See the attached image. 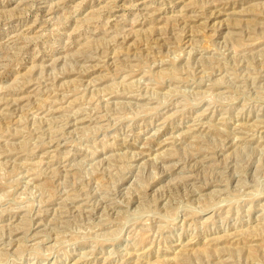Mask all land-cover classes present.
I'll list each match as a JSON object with an SVG mask.
<instances>
[{
    "label": "rangeland",
    "instance_id": "374dc122",
    "mask_svg": "<svg viewBox=\"0 0 264 264\" xmlns=\"http://www.w3.org/2000/svg\"><path fill=\"white\" fill-rule=\"evenodd\" d=\"M0 264H264V0H0Z\"/></svg>",
    "mask_w": 264,
    "mask_h": 264
},
{
    "label": "bare ground",
    "instance_id": "6f19581e",
    "mask_svg": "<svg viewBox=\"0 0 264 264\" xmlns=\"http://www.w3.org/2000/svg\"><path fill=\"white\" fill-rule=\"evenodd\" d=\"M205 79V78H204ZM203 80V79H202ZM190 83V82H189ZM204 83V82H203ZM76 201V200H75ZM68 213V212H67ZM64 216V215H63ZM151 217V216H150ZM27 239V238H26ZM14 246V245H13ZM110 259V258H109Z\"/></svg>",
    "mask_w": 264,
    "mask_h": 264
}]
</instances>
